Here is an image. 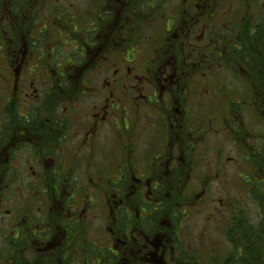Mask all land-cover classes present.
I'll return each mask as SVG.
<instances>
[{"label": "flooded vegetation", "instance_id": "1", "mask_svg": "<svg viewBox=\"0 0 264 264\" xmlns=\"http://www.w3.org/2000/svg\"><path fill=\"white\" fill-rule=\"evenodd\" d=\"M86 6V23L81 8L73 15L88 36L75 37L81 58L69 68L56 53L34 49L59 48L58 32L52 45L33 35L45 23L55 31L57 19L37 26L27 17L49 9L56 18L54 0H0V264H203L188 222L196 209L205 225L230 224L225 240L242 238L230 232L241 220L264 224V176L255 179L264 160L246 156L250 167L238 177L251 189L253 180L262 184L261 194L246 185L261 200L257 220L247 218L220 170L232 160L226 138L264 143V0ZM252 68L262 73L245 76ZM239 69L234 88L224 73ZM245 114L251 128L240 120ZM106 131L115 135L116 172L96 182L104 191L94 214L101 224L87 233L93 199L72 204L70 178L103 169L96 158L105 157ZM214 183L225 187L223 198L212 195Z\"/></svg>", "mask_w": 264, "mask_h": 264}, {"label": "rangeland", "instance_id": "2", "mask_svg": "<svg viewBox=\"0 0 264 264\" xmlns=\"http://www.w3.org/2000/svg\"><path fill=\"white\" fill-rule=\"evenodd\" d=\"M55 4L57 5V7H62L65 8L64 13L67 15H74L75 14V10L76 8H81V10L85 9L86 6V2L87 0H54ZM56 7V6H55ZM46 12L43 13V18L45 17ZM47 19V16H46ZM46 19L43 20V22H46ZM52 19V15L48 17V20ZM49 25H51V23H48ZM41 28H46L45 26H41ZM78 28H80L78 26ZM62 34H67V33H62ZM34 35V34H33ZM37 36V35H35ZM60 39L62 40L61 42L64 43V46L61 48V51L63 54H68L71 52V50L73 51L75 44H71L70 42L65 43L68 38H66L65 35H62V37H60ZM48 41V40H47ZM71 44V45H69ZM49 46L46 45L45 47ZM239 54L242 56L241 52H239ZM251 54H254V51L250 52V57ZM236 56V54H235ZM242 57H249L246 54H243ZM236 58V57H235ZM74 59L73 57L71 58ZM237 60H240L237 58ZM91 65L85 64L83 65L82 68V74L84 72H87L89 67H92L93 64L90 62ZM87 66V67H85ZM85 67V68H84ZM261 68V67H259ZM255 70L254 68L252 72H247L245 73V76H250V75H255L257 73L261 74L262 72L260 71V69ZM262 69V68H261ZM93 70V68H92ZM260 71V72H259ZM256 72V73H255ZM243 73V71L241 69L234 71H230L227 73H224V75L226 76V80L227 83L229 85H231L232 87H238V83H234L233 81H231V79H235L237 77V75L241 76V74ZM104 77V76H103ZM103 77H101L100 75H98L96 78H98V80L96 82L101 81V79H103ZM79 78H81V74L79 72V74L76 75V77H72V82H71V86H72V90L77 89L76 87L81 83V79L79 82ZM238 79H240V77H237L236 80L238 81ZM239 82V81H238ZM240 83V82H239ZM98 83L95 84V87L97 86ZM240 87V86H239ZM83 112H86V107H83V109L81 110ZM244 119L245 123L244 125H246L248 127V122L249 120L252 121L250 119V115L245 114L244 117L240 118V120L242 121ZM256 121V120H254ZM72 123V127H74V125H76V119L71 118V122ZM244 125L242 124V126L244 127ZM246 128V127H244ZM251 128V127H248ZM253 131V130H252ZM142 132V131H141ZM236 134V133H235ZM114 137L115 135H113V133H111L110 131H106V133L101 137V141L103 142L104 145V156L105 157H97L96 161H98V163L101 164V167L103 166V169L98 170V173L94 174H90L87 176L86 171H81V169H78L75 173L74 177L70 178L71 181V193L72 196L75 197L74 200H72V204H77V202H75L77 199L80 200V207L83 208L85 205H87L84 200L86 199L85 195H91L93 201L89 202L88 204V209L86 211V215H88V224H91V229L89 232H98L97 226L101 224V219L98 218L96 219L95 217H101V215H94L96 213H98L99 211V206L100 204L97 202L98 200H100V195H102L100 190V187L96 184V182H101V183H105L106 180L101 179V177H110L111 174L115 173V168L114 167V162L116 161V156H114V152H115V144H114ZM247 142L249 143H245V142H241L236 144L234 141L231 142V140H229L228 138H226L227 142L224 146V151H226L225 155L227 157H231L232 160H226L225 161V165L222 169H220L223 172V175L226 178V186H227V190L228 187H232L233 190H231V194L233 197H236L241 205L243 206L244 210L247 212V215L249 218V220H257V217L259 216V212L261 211V200H256V198L253 196V192L254 189L261 194V188H262V184H258L257 182L254 183V180L252 181V189H251V185L250 184H244L243 179H239V175L240 173L242 174L243 172L247 171L248 168L250 167L247 162L251 159L253 160L255 157H257V160H259L260 162H262L264 160V143L261 144V142L258 141V138H254L252 136H250L249 138L247 137ZM77 141V139H75V141H73L72 145L75 147L76 145H78L77 143H75ZM213 141V140H212ZM215 142V141H214ZM213 142V144H214ZM212 143V142H211ZM105 151L106 154H105ZM108 153V154H107ZM247 157H250L249 160H247ZM263 159V160H262ZM81 162H84V160L81 159ZM264 162V161H263ZM108 168L107 171H105V168ZM264 165H260L259 166V175H257L256 181L260 182L264 176V169H263ZM206 169V170H205ZM110 172V175L108 173V171ZM208 169L204 167V170H202V172L207 171ZM113 172V173H112ZM208 172V171H207ZM92 178V180H91ZM75 179V180H74ZM111 179L115 180V177H111ZM224 181L223 179H221V182ZM239 184H242L243 186H240ZM246 185L248 186V189H251V193H249V191H246ZM213 193L212 195L214 196V198H219V197H224L225 195V187L224 186H218L217 184H213ZM21 194V193H20ZM21 196V195H20ZM175 200V199H174ZM75 202V203H74ZM178 202L175 200V203ZM174 203V204H175ZM176 206V204H175ZM207 209H205L206 211ZM204 210L203 208H198L194 211L193 215L189 218V223L192 226V230L194 236H193V240L194 242L196 240H198V243L196 244V242L194 243V245H197V249H198V254L201 255V259L204 261L203 264H215L219 259L224 258L228 253H231L232 249H235V245H234V240H232L231 238L228 240L224 239V234L226 233L225 231L227 230V228L229 229V225H227L225 223V221L222 220L221 223H219L218 225H205V222H203V219L206 215V213H202ZM242 252H236V255L241 254ZM214 258L217 259V261H214ZM226 257L224 259H222L221 264H224ZM240 261V258L238 259ZM229 264H237L236 261L232 260Z\"/></svg>", "mask_w": 264, "mask_h": 264}, {"label": "trees", "instance_id": "3", "mask_svg": "<svg viewBox=\"0 0 264 264\" xmlns=\"http://www.w3.org/2000/svg\"><path fill=\"white\" fill-rule=\"evenodd\" d=\"M18 4H20V2H18ZM2 5V10H5V2L2 1L1 3ZM55 8L56 10V18H54V16L52 15V12L49 9H46V11L44 10H40V12L33 11V12H29L27 17H30V21L32 19V22H36L38 19V22H36L37 26L41 25L43 20L47 19L48 17L52 15V19L49 20L50 22H53L52 20H56L57 19V25H54V23L52 24V26L54 25L56 30L52 31V30H47L45 28H41L38 30V33L40 34H34L37 35V37L35 38H40L42 39L43 43L44 42H49L51 43L50 45L53 44L52 42V37L54 36V34L56 32H58V38H59V48L56 47L55 50H47V48L45 47V45H43V48L40 49H35V52L39 55H47V54H52V53H56L57 56H60V60L64 61V64L69 67L72 68L74 65V61L77 60L79 62L81 55L80 53H78V50L76 47H74L73 51L71 50L70 53L68 54H63L61 51V48L64 46V43L61 42L62 40L60 39V37H62V35H65L66 38H68V40L65 43L70 42L71 44L74 43L73 41L75 40V37L77 36H82V38L85 40V38L88 36L87 31L81 28H76L73 20L76 19L73 17V15H67L64 13L65 8L62 7H57V5L55 4ZM26 9V8H24ZM31 10V9H30ZM46 12L45 17L43 18V13ZM38 15V17L36 16ZM86 16L87 13L84 10H81V12H78V18H82L83 21H85L84 23H86ZM54 18V19H53ZM24 20V19H23ZM5 22V21H4ZM34 23H31V25L33 26ZM35 25V24H34ZM36 26V27H37ZM43 26H47V23H45ZM62 33H67V34H62ZM3 33H0V36H2ZM8 35V34H7ZM39 39V40H40ZM48 40V41H47ZM69 44V45H71ZM81 45V44H80ZM38 51V52H37ZM3 50H0V58L3 55ZM74 58L75 60L72 61L71 63L69 62L71 60V58ZM75 180V179H74ZM248 221H240V227L239 228H234L233 230L231 229V231H240L242 232L241 234V239L236 241L230 237L231 234L229 235V239L231 238L232 240H234V245L236 246L235 249H232L231 253H228L225 257V261L224 264H229L232 260L236 261L237 264H264V224L262 223L261 225H257V226H251L249 223H247ZM229 232V231H228ZM236 252H242L241 254L236 255ZM196 255L199 257L198 252H196ZM224 257V258H225ZM222 258V259H224ZM240 258V261L238 260ZM221 260L217 261L216 264H221Z\"/></svg>", "mask_w": 264, "mask_h": 264}]
</instances>
